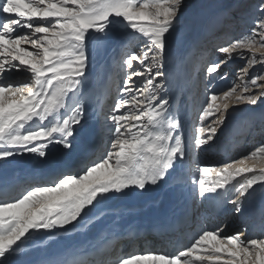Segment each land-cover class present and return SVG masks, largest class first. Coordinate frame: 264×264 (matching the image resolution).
<instances>
[{
  "label": "snow or ice",
  "instance_id": "snow-or-ice-1",
  "mask_svg": "<svg viewBox=\"0 0 264 264\" xmlns=\"http://www.w3.org/2000/svg\"><path fill=\"white\" fill-rule=\"evenodd\" d=\"M183 7L184 0H0V76H19L0 80V163L25 153L46 159L55 145L70 150L93 107L83 91L93 54L114 38L121 48L134 42L121 56L123 79L112 103L96 112L103 151L77 171L54 173V179L0 180V264H15L22 246L41 235L98 223L94 210L113 197L169 180L179 187L185 161L193 150L215 143L232 112L264 105V73L249 76L257 64L264 69L259 0L254 8L261 15L248 34L218 46L219 58L202 67L200 123L186 138L165 71ZM244 7L236 6L240 21ZM245 50L250 58L236 73L240 83L218 90L217 81L228 79L222 68L243 59ZM253 115L264 134V109ZM189 175L199 198L230 204L243 215L255 188L264 189V142L238 158L200 164ZM227 227H203L174 253L142 249L113 257L99 250L98 259L73 253L54 264H264V238H246L241 231L228 235Z\"/></svg>",
  "mask_w": 264,
  "mask_h": 264
},
{
  "label": "bare ground",
  "instance_id": "bare-ground-1",
  "mask_svg": "<svg viewBox=\"0 0 264 264\" xmlns=\"http://www.w3.org/2000/svg\"><path fill=\"white\" fill-rule=\"evenodd\" d=\"M243 1L244 0H198V3L192 9H190L189 6H186L182 10L180 20L176 25V30L170 38L172 44L169 49V56L165 67L167 70L165 71L168 74V80L171 85V94L177 103V112H180L182 108V110L185 109V116L181 123L182 130L184 131L186 138L194 136L196 134V129L194 130L195 133L193 131V128L192 130H190L189 123L196 121V115L203 107L202 102L205 99L204 81L202 82V93L199 94V99L197 102L196 98H198V94L197 96L195 95V99H192L187 95V89L193 91L196 87V78H198L197 75H195V77H189V75L186 73L187 63L189 61H192L191 71L193 75L196 74L202 66L201 61L204 62L208 54V46L203 45L202 41H209V45L220 44L212 46L217 48L218 46H222V44L230 36L229 34L232 33L231 35H233L236 29H238L237 31L239 32L248 29V18L246 20V16H244V20L240 21V13L236 11V6ZM203 10L204 13L199 17V13ZM226 14L228 15V18H226ZM215 16H218L217 21L220 22L222 26H220L216 22L217 24L213 26L214 29L212 27L208 28L209 22H211ZM227 24H229L230 26H228ZM219 28H222L221 33L224 36L223 38L215 37L214 32ZM210 30H213L214 32L213 36H210L209 38L207 34ZM237 31L233 35L234 37L237 36ZM221 33H219L218 35H220ZM228 39H230V37ZM133 47L134 42L129 43L127 48H121L119 46V41L114 38L106 48H101L93 54L89 65L88 82L83 86V91L88 95L90 104L96 109V111L93 110V107H89L88 112L85 116L87 124L83 129H78V134L72 141L71 149L68 150L63 148L62 146L55 145L49 147L48 156L46 159L37 158L34 155L29 156L26 153L14 158H10L8 162L0 163V171H4V173L0 174V180H12L16 176H24L30 170H36L40 173H45L51 167L54 168L57 167V165H63L66 162V159L71 158V156L75 155L81 148L90 145L95 140H97L99 135L96 131V112L99 111L101 106H104L106 108L108 105H110L113 101L112 97H115V90L113 91L115 87H113L109 91L110 93H112V95L109 99H106L105 94L103 93L102 89H100V82L103 79L106 70L111 67V63H109V60L112 58V63H115L117 60V64L119 65V63L122 62L121 56L126 53V51L132 50ZM212 52L216 53V51H214V48ZM212 54L210 57L211 60L219 58L218 54ZM247 54L248 51L245 50L243 59H232L227 65L222 68V71L229 73V68H234L235 66L237 67V71L243 68L246 65L245 60ZM242 61H244V65L240 67V63ZM261 70V66L257 64L250 71L249 76L260 74ZM9 75L0 76V80L9 81L19 78V76L14 75V73ZM232 81H230V77L228 75L227 80L217 81L216 88L221 91L227 90ZM236 83L239 84L240 81H237ZM99 89L101 92H99ZM181 96L183 97V105L178 106V97ZM186 109H188L187 113ZM262 109H264V105H260L254 109H247L241 106L234 112H232L230 114L232 117L229 116V119L223 126V128L218 129L215 143H212L210 146H206L200 150H193L190 159L188 161H185L184 176L180 179L179 187H177L176 181L169 180V182L163 185L161 184L162 186L160 185L158 187L149 188L147 190V193L149 195L145 196L144 198H142L143 192L136 191L130 192L127 195L123 196L118 195L117 198L105 201L102 205H105L104 208L107 209L108 213L112 215L118 214L119 212H125V215H128L133 211L136 212L139 210H147L149 207H155L162 193H171V196L174 197L172 194V189L176 187L181 191V197L176 199L177 201H179V205L187 202L188 205H195L201 210L214 211L212 215L213 220H207L208 224L204 223L203 219L201 218L203 216L201 215L198 221V225L193 229L192 233L200 231V229L203 227L211 229L218 225L227 224L228 227L224 230L225 234L231 235L236 231H241L244 233L246 238H264V235L261 234V214L262 212H264V189L257 186L255 188V191L251 196L248 197V200L244 204V214L237 215L230 204H222L217 206L210 203L206 199L199 198L191 188V177L189 175V170L195 171L196 167L200 164H217L219 162H226L229 159L238 158L241 154L247 153L248 151L252 150L254 146L259 145L261 142H264V134H262L259 130L260 118L258 115H253V113H260ZM209 122L210 121H205V124ZM232 122L235 123L238 127L240 126L239 131L246 133L244 138H247V141H249V147L247 149L244 148V144H242V146H240L241 148L238 149V133L235 135L236 137L234 138V141L231 138V140H229L230 142L227 141V136H230V134L229 132L227 134L226 131L229 129ZM241 132H239V134ZM100 138V148L97 152L92 153V157H90L89 160L93 158V154L98 155L103 151L105 144L103 138ZM94 146H96V144H94ZM93 147L91 151L93 150ZM231 148H234L235 150L237 148V151L230 152ZM77 156L78 154L75 155V157ZM256 163L258 165L259 161H257ZM23 164L30 165L27 166L25 170L21 169L17 171L16 169H13L15 166L21 167ZM56 172H58V170H56ZM158 189H160L159 192H157ZM231 198L232 197H229V199ZM125 200H130L131 202H135V204L141 206L137 207L133 205H123L122 203ZM106 202H108V204H106ZM102 205L98 206V208L102 207ZM260 210L261 212H259ZM128 218V221H124L122 219L124 221V224L130 223L132 221V216H128ZM100 220H103V217L100 218ZM87 229L88 228H86V230ZM78 232H84V228L80 229ZM70 235H74V233H71ZM43 237L45 236L41 235V237L35 238L31 243L28 244H37V242ZM184 244H187L186 235H184V237H182V240L179 242L177 241V239L161 240L156 239L152 236H147L138 239L133 243H131L130 241H116L109 252L113 257L120 255L121 250H123V252H136L142 249H150L157 252L167 251L169 253H174V250H180V248H182ZM121 245L122 248L120 247ZM45 247L46 246L38 245L33 249H22V252L19 254L18 260H16L15 264L25 263L27 257L33 256L32 254L35 253H40V251ZM102 250H105V248H103ZM84 259L92 260L93 258L86 257Z\"/></svg>",
  "mask_w": 264,
  "mask_h": 264
},
{
  "label": "rangeland",
  "instance_id": "rangeland-1",
  "mask_svg": "<svg viewBox=\"0 0 264 264\" xmlns=\"http://www.w3.org/2000/svg\"><path fill=\"white\" fill-rule=\"evenodd\" d=\"M198 3V0H184V7L181 9V12H182V10L186 7V6H189V8L190 9H192L196 4ZM241 3H243L244 5H245V7H244V9H243V12H244V16H246V20H247V18H248V24H247V26H248V29H246V30H243V27H242V30L243 31H241V32H237V36H233V35H231L230 34V39H228L227 38V40L226 41H229V40H233V39H235V38H238V37H240L241 35H246V34H248V31H249V29H251L254 25H253V19L255 18V17H258V16H260L261 15V13H259V12H257V11H255V8H254V6L257 4V3H259V0H244L243 2H241ZM204 13V10L203 11H201L200 13H199V17L200 16H202V14ZM216 13H218V12H216ZM250 13V14H249ZM224 16H225V14H224ZM226 18H228V15L226 14ZM213 18V17H212ZM218 20V16H215L213 19H212V21L214 22V23H218L220 26H222V24H220V22H218L217 21ZM212 21L211 22H209V24H208V28H210V23H212ZM226 22V21H225ZM224 22V23H225ZM228 26H230L229 24H227ZM213 26H215V25H213ZM213 26H212V28H213ZM214 29V28H213ZM236 31V30H235ZM213 30H210L209 32H208V36H209V38H210V36H213ZM211 34V35H210ZM232 36H233V38H232ZM225 41V42H226ZM224 42V43H225ZM223 43V44H224ZM202 44L203 45H207L208 46V54H207V56H206V59H205V61L203 62V61H201V63H202V66L200 67V70L199 71H201V69H202V67L206 64V62L207 61H209V60H211L210 59V57H211V54L213 53L212 52V50H213V48H214V51H216V47H212V46H214V45H220V44H214V45H209L206 41L205 42H203L202 41ZM222 44V45H223ZM211 46V47H210ZM210 48H211V50H210ZM213 54H215V55H217V53H213ZM212 54V55H213ZM248 58H250V53L248 52V54H247V57H246V60H245V62L247 61V59ZM112 59V58H111ZM111 59L109 60V63H111V64H117V60H116V62L115 63H112V61H111ZM258 59H259V57H258ZM118 65V64H117ZM242 65H244V61H242L241 63H240V67L242 66ZM236 66L234 67V68H232V67H230L229 68V73H228V75H229V77H230V81H232V80H235L236 82L237 81H240V79L239 78H237V76H236V73H237V70H236ZM233 69V70H232ZM261 73H264V69H262L261 71H260V74ZM11 76H13V75H11ZM116 76V75H115ZM202 78V79H201ZM122 78H118L117 76L116 77H114V84H115V86H118L119 84H120V80H121ZM238 79V80H237ZM202 80V81H201ZM117 81V82H116ZM196 81H197V78H196ZM204 80H203V75H202V73H200L199 75H198V81L196 82V87L194 88V90H195V95L197 96V94H198V98H196V102L198 101V99H199V94H201L202 93V87H203V82ZM197 86H199V87H197ZM116 92H117V89H115V94L114 95H116ZM195 95H194V97H193V99L195 98ZM113 99V98H112ZM182 99V100H181ZM178 106H182L183 105V97L181 96V97H178ZM180 102V103H179ZM195 102V101H194ZM112 103V102H111ZM177 104V103H176ZM177 107V106H176ZM183 109V108H182ZM181 109V111L180 112H177V113H179L178 115H179V118H180V120H181V122L183 121V118H184V116H185V112H184V110H182ZM187 111H188V109H186V113H187ZM199 114H200V111H199V113L196 115V121H194V122H190L189 123V128H190V130H192V128H193V131L199 126ZM231 116V115H230ZM232 117V116H231ZM230 117V118H231ZM232 120V119H231ZM185 122V121H184ZM233 122H234V119H233ZM232 122V124L230 125V127H229V129L227 130V131H231V129L232 128H236V127H234V126H237L235 123H233ZM232 125H233V127H232ZM195 126V127H194ZM192 131V132H193ZM194 133H195V131H194ZM227 134H228V132H227ZM257 139V138H256ZM258 140H259V137H258ZM243 143L242 144H244V148H248L249 147V144H248V142L249 141H247V138L246 139H244L243 141H242ZM251 142V141H250ZM253 144V143H252ZM163 185V184H162ZM161 185V186H162ZM163 188V187H162ZM161 189V188H160ZM160 189H158L157 190V192H159V190ZM150 192H153V191H150ZM146 193V194H145ZM145 194V195H144ZM142 195H143V197L142 198H144L145 196H148L149 194L147 193V191H144L143 193H142ZM118 196H116V197H113L112 199H115V198H117ZM141 198V199H142ZM197 198V197H196ZM143 200V199H142ZM196 202H197V199H196ZM132 204V203H135V202H131L130 200H125V201H123V203L122 204ZM106 204H108V202H106ZM104 207H105V205L103 206L102 205V207H99L97 210H96V213H98V212H100L101 210H103L104 209ZM48 238V236H45V237H43V238H41L40 240H46ZM39 240V239H38ZM179 250V249H178ZM178 250H174L173 252H176V251H178ZM180 250H182V248H180ZM20 254V253H19ZM19 254H18V257H19ZM17 260H18V258H17ZM19 264H21V263H19Z\"/></svg>",
  "mask_w": 264,
  "mask_h": 264
}]
</instances>
